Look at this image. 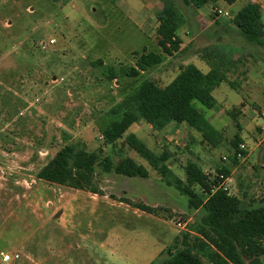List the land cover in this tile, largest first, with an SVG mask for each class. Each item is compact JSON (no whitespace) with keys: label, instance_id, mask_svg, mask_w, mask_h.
<instances>
[{"label":"rangeland","instance_id":"374dc122","mask_svg":"<svg viewBox=\"0 0 264 264\" xmlns=\"http://www.w3.org/2000/svg\"><path fill=\"white\" fill-rule=\"evenodd\" d=\"M114 1L0 0V264H154L181 247L185 235L193 243L198 235L191 225L204 210L190 208L187 197L127 144L130 134L156 155L167 154L173 176L186 180L189 163L211 180L227 169L226 192L244 209L264 207L263 94L248 119L235 107L245 94L232 89L226 97L215 93L213 109L195 103L216 130L224 128L217 146L186 124L157 131L144 120L115 143L106 141L103 132L141 85H169L184 61L181 53L167 61L157 34L164 2L181 11L183 0H157L159 11L145 32L134 16L141 9L137 0ZM143 49L161 53L164 62L128 77L134 52ZM97 60L103 63L94 65ZM218 110L232 115L214 121ZM236 138L246 145L242 159L232 144ZM65 146L115 163L132 158L149 177L97 168L99 194L39 179V170Z\"/></svg>","mask_w":264,"mask_h":264},{"label":"trees","instance_id":"16d2710c","mask_svg":"<svg viewBox=\"0 0 264 264\" xmlns=\"http://www.w3.org/2000/svg\"><path fill=\"white\" fill-rule=\"evenodd\" d=\"M183 1L186 5L199 9L220 0ZM223 1L233 4L236 0ZM157 19L159 46L167 55H173L180 48L178 31L183 23V16L166 1ZM232 21L248 42L262 44L264 23L258 4L246 5ZM134 57L135 64L127 71V76L131 78L142 76L164 62L161 53L148 49L134 52ZM102 63V60H97L94 65ZM225 80L226 75L218 67H213L204 74L195 65L189 64L182 67L176 78L165 87L144 82L136 94L127 100L122 116L103 132L104 138L108 143H115L132 124L144 120L157 131L171 123L186 124L199 132L206 142L217 146L221 141V134L195 107V103L199 102L208 109L214 108L217 102L213 90ZM127 144L169 185L187 197L190 208L204 210L200 221L191 225V230L198 235L193 237V243L185 235L181 247H171L169 258L154 264H207L205 257L212 264H263L264 207L242 208L239 198L220 188L219 177L209 179L196 163H189L185 167L186 180L173 176L170 168L165 165L168 155H156L135 134L127 137ZM232 144L238 152L240 138H236ZM243 154L246 156V151ZM97 168L105 173L114 172L129 178L149 177L148 168L132 158L126 157L115 163L109 156L101 157L97 152L72 146L60 149L39 170L37 177L52 184L99 194ZM219 173L229 175V170L223 169ZM195 187H200L203 194H198ZM135 207L147 209L146 206Z\"/></svg>","mask_w":264,"mask_h":264},{"label":"crops","instance_id":"0c3cea01","mask_svg":"<svg viewBox=\"0 0 264 264\" xmlns=\"http://www.w3.org/2000/svg\"><path fill=\"white\" fill-rule=\"evenodd\" d=\"M156 1L137 0L141 9L135 10L137 13L134 16L144 32L159 11ZM251 3L260 6L264 23V0H236L233 4L220 0L205 5V10H202L203 7L198 9L186 5L183 1L181 4L183 7L180 5L181 11L177 9L183 16V23L178 31L180 48L167 59L169 61L179 53L184 57L181 64L183 66L178 65L177 75L182 67L189 64L195 65L204 74L213 67L220 68L226 75V80L213 90V96L219 92L226 97L228 89L245 94L246 97L235 106L242 109L245 119L250 117L251 111L260 100L259 95H264V37L262 44L248 42L232 20L243 7ZM213 8L227 11L231 17L216 15L212 12ZM186 52H189L187 56L184 55ZM224 113L231 116L229 111L218 110L214 112L212 119L221 120ZM223 130L224 128H221V131L217 130L221 136ZM256 131L261 134L262 130L257 128Z\"/></svg>","mask_w":264,"mask_h":264},{"label":"built area","instance_id":"2783aa9c","mask_svg":"<svg viewBox=\"0 0 264 264\" xmlns=\"http://www.w3.org/2000/svg\"><path fill=\"white\" fill-rule=\"evenodd\" d=\"M212 12L214 13V14H216V15H221V16H225V17H228V18H230L231 17V14L229 13V12H227V11H223V10H221V9H219V8H213L212 9ZM262 117H264V113L262 114ZM246 151V145L245 144H240V146H239V151L238 152H236V157L238 158V159H242V158H244V154H243V152H245ZM219 178H220V188H222L223 190H225V191H227V187H225V184H224V181L227 179V178H224V175H219ZM10 258H9V256L8 255H4V261L5 260H9Z\"/></svg>","mask_w":264,"mask_h":264},{"label":"water","instance_id":"95a60500","mask_svg":"<svg viewBox=\"0 0 264 264\" xmlns=\"http://www.w3.org/2000/svg\"><path fill=\"white\" fill-rule=\"evenodd\" d=\"M58 215H60V213H58Z\"/></svg>","mask_w":264,"mask_h":264}]
</instances>
